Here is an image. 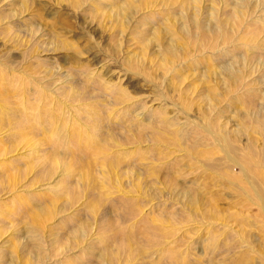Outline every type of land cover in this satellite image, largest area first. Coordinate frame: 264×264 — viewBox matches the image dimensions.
<instances>
[{"label": "rangeland", "instance_id": "374dc122", "mask_svg": "<svg viewBox=\"0 0 264 264\" xmlns=\"http://www.w3.org/2000/svg\"><path fill=\"white\" fill-rule=\"evenodd\" d=\"M126 1L0 0V264H264V0Z\"/></svg>", "mask_w": 264, "mask_h": 264}, {"label": "bare ground", "instance_id": "6f19581e", "mask_svg": "<svg viewBox=\"0 0 264 264\" xmlns=\"http://www.w3.org/2000/svg\"><path fill=\"white\" fill-rule=\"evenodd\" d=\"M129 1H131V0H127L126 1V4H128V5H131V4H129L130 2ZM194 1V3L195 4H198L199 3V1L200 0H193ZM197 9V8H196ZM196 20V19H195ZM201 22V21H200ZM197 25H199V23H197ZM211 33H214L213 31H210ZM163 42V41H162ZM162 42H159V43H161V44H159V47H161L162 49L164 48L165 49V45H163V43ZM164 43H165V41H164ZM173 43V42H172ZM171 43V44H172ZM167 44H168V42H167ZM175 44V43H174ZM167 46V45H166ZM171 46V45H170ZM166 47V50H168L169 52H172L173 51V48L174 47ZM174 52V51H173ZM172 52V53H173ZM170 54V53H169ZM172 55V54H171ZM4 61V59H3V57H0V64L2 63ZM234 61V60H233ZM232 63V62H231ZM231 65V64H230ZM229 65V66H230ZM233 65V64H232ZM235 66V65H234ZM257 68L259 69V67H256V66H254V69H253V67H252V69H253V72L252 73H255L256 71H257ZM230 73H231V71H230ZM41 89H43L44 87H40ZM39 91H42V90H39ZM37 92V91H36ZM44 92V91H43ZM45 93V92H44ZM67 106V105H66ZM37 114V113H36ZM48 119V118H47ZM53 121V120H52ZM52 124H54V123H52ZM208 128V127H207ZM206 128V131H208V132H210L211 133V131L209 130V129H207ZM58 129H60V128H58ZM57 129V130H58ZM55 131V130H54ZM243 131H246V129L244 128V127H242V132ZM54 133V132H53ZM56 134V133H55ZM57 135V134H56ZM215 139H216V135H214V133H212L211 134ZM242 135H244L243 133H242ZM228 136V138L227 139H225V141L224 142H221V141H219V140H217L216 139V142H217V144H219V146L220 147H222L223 149H222V151L225 153V155H226V159L230 162V163H233V165H238L239 167H240V169H241V173H240V175H235V170H229V186L232 188V189H236V191H238L239 193H241V196H242V198H244V199H246V201L247 202H249V204L247 203V206L249 207V205H253L255 208H256V212L258 213L257 214V218L258 219H260V221L264 224V180L262 179V177L261 176H259V175H257L256 174V171H252L253 169H252V166L253 165H259V164H263L264 163V149H263V151H260L259 152V154H258V152H256V151H254L253 150V148H250V146H252V143L251 142H249L248 144H244V145H241V143H240V140H241V136H239L238 134H235V133H230L229 132V134L227 135ZM251 136L252 135H248V137H249V139H251ZM248 139V138H247ZM56 144V146H55V148L57 147V146H60L59 148L60 149H62V147L61 146H66V144H63V143H61V144H58V142L57 143H55ZM58 148V147H57ZM58 150V149H57ZM228 151V152H227ZM55 152V150L53 151V153ZM56 154H57V156L59 155V150H58V152L56 151L55 152ZM54 153V154H55ZM72 152L71 151H66V153H65V155H67L66 156V158H61V157H59L60 159H62V161H61V163L60 162H58V164L60 163V164H63V166L62 167H64V168H66V169H69V170H72L73 169V166L75 167V164L74 163H72L73 165H72V167H71V163L70 162H68V159L70 158V156H72V154H71ZM64 154V153H63ZM65 155H63V157L65 156ZM258 156L259 157V160H256L255 159V156ZM61 156V155H60ZM235 156H237L240 160H243V162H240L239 164L238 163H235V162H233V160H234V157ZM56 157V156H55ZM48 158H50V157H48ZM257 158V157H256ZM262 158V159H261ZM58 159V158H57ZM48 161V160H47ZM217 161H215L214 163H216ZM218 163V162H217ZM211 164H212V162H211ZM55 165V164H54ZM217 165V164H216ZM215 165V166H216ZM56 166V165H55ZM58 166H60V165H58ZM208 166V165H207ZM212 166H214L213 164H212ZM264 166V165H263ZM262 166V167H263ZM211 167V166H210ZM217 167H219L218 165H217ZM214 169H215V167H214ZM217 169V168H216ZM237 169V168H236ZM257 170V167L256 168H254V170ZM210 170V169H209ZM213 170V169H212ZM110 174V173H109ZM111 174H112V172H111ZM107 175V174H106ZM110 176V175H109ZM50 177V176H49ZM105 178V177H104ZM108 178H111V177H108ZM108 180V179H107ZM106 182V181H105ZM104 182V183H105ZM60 183V182H59ZM62 183V182H61ZM65 183V182H64ZM93 184V183H92ZM104 185V184H103ZM123 186V185H122ZM237 186V187H236ZM89 187V186H88ZM72 188V187H71ZM58 189V188H57ZM133 189V188H132ZM87 190V189H86ZM89 190H95V191H98L99 190V188L97 187V186H90L89 187ZM94 191V193H96ZM93 193V194H94ZM104 193V192H103ZM97 194H100V192L99 193H97ZM189 195V194H188ZM95 196V195H94ZM105 197V196H104ZM190 197H192L191 199H192V201H191V203L193 202H195L196 201V197L194 196V195H189V197L187 196V198H188V200L190 199ZM97 198V197H96ZM100 198V197H99ZM107 198V197H106ZM101 199V198H100ZM186 199V198H185ZM190 199V200H191ZM92 200V199H91ZM103 200V199H102ZM108 200V199H107ZM187 200V202H190V201H188ZM93 201V200H92ZM96 201V200H95ZM95 201H94V203H95ZM186 203V202H185ZM196 203V202H195ZM198 203V202H197ZM243 203V202H242ZM241 204V203H240ZM97 205V204H96ZM190 205V204H189ZM101 206V205H100ZM193 206V205H192ZM93 207V206H92ZM96 208V207H95ZM98 208V207H97ZM90 210V209H89ZM98 211V210H97ZM230 214V213H229ZM243 214V213H242ZM244 215V214H243ZM258 215H260L261 217H259ZM39 216V214H37L36 215V217H38ZM41 216V215H40ZM255 217V214L253 215V218L255 219V220H257V218ZM45 218V217H44ZM234 219H233V221H235V222H238L240 225H241V227H243V223L244 222H242V220L243 219H241V218H238V217H233ZM262 218V219H261ZM237 219V220H236ZM239 220V221H238ZM229 222H230V219H229ZM4 223V222H3ZM81 225H84V224H81ZM232 228H230V230H231ZM40 230V229H39ZM41 232V231H40ZM76 232H79L78 230L76 231ZM25 234H28V236H27V241H29V243H27L25 246H24V253H27L28 251L30 252V254H32L33 255V258L35 259L34 261H36V262H41V261H45L46 259H47V257H45V256H43L42 255V253L43 252H41L42 250L41 249H39V247H40V245H41V247H42V240H43V237L40 235V233H39V231H38V229H37V227H34V226H32V227H30V229L25 233ZM79 234H80V232H79ZM243 234L244 233H239V235H236L237 237H242V238H244L243 237ZM77 235V234H76ZM229 235L230 236H234V231H229ZM246 235V234H245ZM80 236V235H79ZM79 236H75L74 238H75V241H78L79 242V240H80V237ZM229 236V237H230ZM236 237V238H237ZM24 240H26V237L24 238ZM74 241V242H75ZM69 245V244H68ZM72 245V244H71ZM74 245H75V243H74ZM74 245H72V246H74ZM77 245V247H79L78 246V244H76ZM43 246H45V245H43ZM70 246V245H69ZM236 246V245H235ZM238 246H240L239 244H238ZM47 247V246H46ZM66 248H69L70 250H71V248L70 247H66ZM232 248V247H231ZM238 248V247H237ZM240 248V247H239ZM45 250H46V248H45ZM230 250H232V249H230ZM66 251V250H65ZM69 251V250H68ZM67 252V251H66ZM130 253V252H129ZM133 253V252H132ZM45 254V253H44ZM31 255V256H32ZM25 256H26V254H25ZM29 256V255H28ZM136 256V255H135ZM49 257V256H48ZM107 259H111L112 258V256H110L109 255V257L108 256H105ZM129 257V256H128ZM32 259V258H31ZM104 259V258H103ZM106 259V260H107ZM131 259V258H130ZM106 260H102V261H106ZM177 260V259H176ZM126 261V260H125ZM128 261V260H127ZM47 262V261H46ZM45 262V263H46ZM114 262V261H113ZM130 262V261H129ZM188 261H186V263H187ZM132 263H133V261H132ZM41 264V263H40ZM140 264V263H139ZM184 264V263H183ZM230 264H232V263H230Z\"/></svg>", "mask_w": 264, "mask_h": 264}]
</instances>
